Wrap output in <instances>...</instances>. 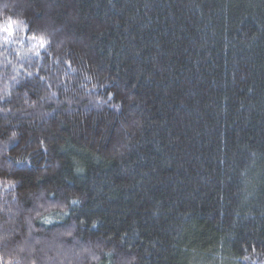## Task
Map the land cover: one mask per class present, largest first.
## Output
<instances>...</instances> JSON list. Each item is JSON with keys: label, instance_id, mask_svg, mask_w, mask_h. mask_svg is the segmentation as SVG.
Returning a JSON list of instances; mask_svg holds the SVG:
<instances>
[{"label": "trees", "instance_id": "trees-1", "mask_svg": "<svg viewBox=\"0 0 264 264\" xmlns=\"http://www.w3.org/2000/svg\"><path fill=\"white\" fill-rule=\"evenodd\" d=\"M9 17L0 264H264V0H0Z\"/></svg>", "mask_w": 264, "mask_h": 264}, {"label": "snow or ice", "instance_id": "snow-or-ice-1", "mask_svg": "<svg viewBox=\"0 0 264 264\" xmlns=\"http://www.w3.org/2000/svg\"><path fill=\"white\" fill-rule=\"evenodd\" d=\"M4 7L7 8V5H4ZM12 25H13V21L10 17L8 18L6 24H0V40H2L4 43H7L9 41V38L14 35V29H13ZM30 39L38 40L39 41V48H41V49H44L46 43H48V41L44 38L43 35L40 37L33 35L30 37ZM36 55H39V52H37ZM12 135L15 136L16 134L13 132ZM77 203H78V201H76V200L72 201L73 205H75ZM45 223H51V221L45 220ZM245 259H247V257H245Z\"/></svg>", "mask_w": 264, "mask_h": 264}]
</instances>
